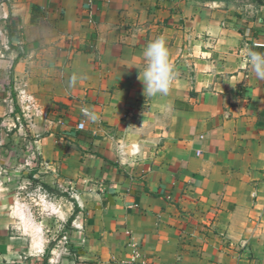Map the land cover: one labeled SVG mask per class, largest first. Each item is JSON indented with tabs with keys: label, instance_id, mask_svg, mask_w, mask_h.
Segmentation results:
<instances>
[{
	"label": "crops",
	"instance_id": "crops-1",
	"mask_svg": "<svg viewBox=\"0 0 264 264\" xmlns=\"http://www.w3.org/2000/svg\"><path fill=\"white\" fill-rule=\"evenodd\" d=\"M161 36L175 80L148 97ZM256 42L253 0H0V264H264ZM20 168L71 191L64 250L11 191Z\"/></svg>",
	"mask_w": 264,
	"mask_h": 264
},
{
	"label": "rangeland",
	"instance_id": "rangeland-1",
	"mask_svg": "<svg viewBox=\"0 0 264 264\" xmlns=\"http://www.w3.org/2000/svg\"><path fill=\"white\" fill-rule=\"evenodd\" d=\"M13 178L15 182L10 184L11 191L30 214L33 225L42 230L49 246L59 250L67 248L68 233L72 228L68 218L74 209L71 191L56 185L47 186L26 168H20Z\"/></svg>",
	"mask_w": 264,
	"mask_h": 264
},
{
	"label": "clouds",
	"instance_id": "clouds-1",
	"mask_svg": "<svg viewBox=\"0 0 264 264\" xmlns=\"http://www.w3.org/2000/svg\"><path fill=\"white\" fill-rule=\"evenodd\" d=\"M142 56L145 64L139 69V80L143 83V93L148 97L158 95L167 96L175 80L174 66L170 61L169 50L163 36L149 42L143 50ZM245 57L258 79L264 80V53L251 49L246 50ZM76 78L72 77L71 83H75ZM83 115L89 121H97L98 115L88 108L81 109Z\"/></svg>",
	"mask_w": 264,
	"mask_h": 264
},
{
	"label": "built area",
	"instance_id": "built-area-1",
	"mask_svg": "<svg viewBox=\"0 0 264 264\" xmlns=\"http://www.w3.org/2000/svg\"><path fill=\"white\" fill-rule=\"evenodd\" d=\"M254 45L256 46H263V43H254ZM85 128V119H81L80 121L77 122L76 124V129L77 130H84ZM137 255H134L130 258L129 261H127L125 264H149V262L147 261V259H141V260H137L136 259Z\"/></svg>",
	"mask_w": 264,
	"mask_h": 264
},
{
	"label": "trees",
	"instance_id": "trees-1",
	"mask_svg": "<svg viewBox=\"0 0 264 264\" xmlns=\"http://www.w3.org/2000/svg\"><path fill=\"white\" fill-rule=\"evenodd\" d=\"M201 1H208V0H201ZM214 1H229V0H214ZM253 1H255V2H257V3H262V2H264V0H253Z\"/></svg>",
	"mask_w": 264,
	"mask_h": 264
}]
</instances>
